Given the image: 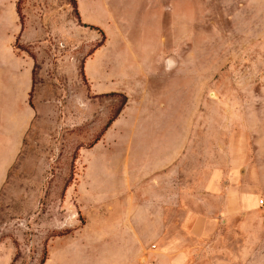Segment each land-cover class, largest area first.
<instances>
[{"label": "rangeland", "instance_id": "1", "mask_svg": "<svg viewBox=\"0 0 264 264\" xmlns=\"http://www.w3.org/2000/svg\"><path fill=\"white\" fill-rule=\"evenodd\" d=\"M84 1L95 20L106 19L104 0ZM105 1L133 46L120 42L121 52L105 56L117 54L131 67L141 59L147 69L141 83L174 108L184 84L189 111L181 104L179 112H168V132L160 126L154 134L161 150L173 141L177 155L143 172L141 149L130 145L145 136L137 128L150 117L134 112L112 122L90 149L123 101L119 94L100 95L83 75L87 63L98 68L89 52L107 37L104 29L83 19L73 0H18L12 25L4 23L8 11L0 5L1 111L11 100L10 59L20 82L34 66L36 112L0 181V264H183L182 250L192 243L200 245L186 264H231V254H237L233 264H264L257 238L246 244L239 235L230 244L227 230L217 245L211 229L197 243L188 231L205 210L219 221L231 176L264 172V0H174L173 17L162 0ZM132 80L120 76L108 84L136 99ZM91 152L107 163L91 166ZM213 180L217 190L210 191ZM239 182L249 190L250 182ZM238 220L264 222V213H240Z\"/></svg>", "mask_w": 264, "mask_h": 264}, {"label": "crops", "instance_id": "2", "mask_svg": "<svg viewBox=\"0 0 264 264\" xmlns=\"http://www.w3.org/2000/svg\"><path fill=\"white\" fill-rule=\"evenodd\" d=\"M6 2L7 0H0L1 7L3 5H6L5 7H7L8 11L7 16H9V19L6 18L4 20V23H11L14 9L16 8L17 13H19L17 9V0L16 4L13 1H11L10 3ZM162 2L165 3L163 8H165L166 11L170 10L171 16L173 17L175 1L162 0ZM177 3H179V1ZM104 6L108 9V16L106 17V19L96 18L95 20L92 16L93 11L90 7V2L84 0H76V7L78 8L81 17L83 19L85 17V19L88 21L100 24L107 34V37L105 39L102 38V42L90 52H93V56H95V59L98 63V68H95L92 63H87L85 77L87 75L91 87L95 91L99 92L100 95H109L108 93L111 91L123 92L125 95L127 94L126 101L120 107L117 115L111 121V123L120 120V118L123 116V113L125 112H134L135 116L140 114L143 118L146 115H148L147 117H150L149 120H146L143 123L141 122L140 126L137 125L139 127L137 128L138 131H140L145 136L138 140H135L130 145L131 147H133L134 145V147H138L141 149V156L143 159V161L141 162V169L143 172L146 171V173L149 174L155 169H159L170 164L175 159L177 152H175L174 150L173 141H171L170 144L165 143L166 146L163 150H161V148L163 147L160 146L161 143L159 144L154 141V134L158 129H161V127L162 129L160 131L168 132V112H179L178 109L181 104L182 112L189 111V96L186 100V103H184L185 89L184 84H181V89L178 91V98L180 99V101L178 100L177 107L174 108V103H170L169 101L165 100V98L156 99L154 96H151L148 92L146 83H141L139 79V76H141L142 73L141 71L145 72V75L147 74V69H144V64L142 63L141 59L137 58V60L140 61L136 62V66L131 67L127 65L126 62L119 61L120 56L117 54L115 55L113 60L109 56H105L106 50H108V52L110 50H113L114 53L116 51L121 52V49L118 48L120 42H122L130 51H133V46L126 31L116 25V23L118 24V21L112 15V5L110 4V2L104 0ZM161 38H164L163 34H161ZM170 44L171 45L169 50L165 52L167 54H163L165 66L164 70H167V66H169V64L171 63L168 54L173 50V34ZM3 46L5 48L6 43H3ZM142 50L144 51L146 49ZM7 60V63L10 65L9 77L11 81V100L9 101L8 108L4 109L3 112L1 111L2 106H0V139L5 141L2 142V146H0V148L3 150V152H1L0 154V181L6 176L7 167L13 162L18 154V151L22 147L27 131L29 130L36 115L35 109L30 103V92L33 87L34 66H27L25 68V80L20 82L17 77V72L15 71L17 68H19L18 64L15 65L10 59ZM127 75L129 76V78L133 79L132 84H134L138 88V98L136 99L133 98L131 92L127 89L125 93V89L121 91L117 87L112 88L108 84L114 77H124ZM168 80L170 81L171 79ZM171 105L172 108H170ZM157 113L159 114L158 119L156 118ZM99 138L91 144L90 149L94 148L97 144L102 143L101 141H99ZM147 149L149 150V152L145 151ZM92 155L93 157L91 158V166H93L94 163L98 162L101 163L103 167L104 163H107L106 156L99 158V156H95L94 153H92ZM214 180L211 185L208 186V190L210 191L213 189L217 190ZM241 180H246L247 182L251 183L249 185V190H252V192H250L249 190L242 191L243 185L239 182ZM229 181L230 182L228 186H226V189H228L229 192V203L223 205L221 207L222 210L219 209V221L210 220V210H205L203 213L197 214L193 218V221L188 228L191 237L197 239V243H199L200 240H206L204 236L210 233L209 230L213 229L214 235H217L213 238V240L217 245H221L222 243H225L226 240V238L221 235L228 230L230 231V244L232 243L233 239H235V237L238 238L240 237L239 235H242V237H245L246 239V244L249 243L247 240H250L253 243L252 240L255 241V238H257V244L263 246L264 222L248 223L249 221L246 220H238V216L240 213L247 212L251 216L264 213V204H259V198L253 193L254 190H257L261 194L262 197L260 198L264 202V172L246 174L242 173L237 176H231V178H229ZM224 216L226 217V219L229 218V221L226 220L228 222H226L225 220V222L222 221V218H224ZM195 245L200 244L192 243L183 248V264H186L190 261L191 251L195 250ZM234 261H237V254H231L230 263L233 264Z\"/></svg>", "mask_w": 264, "mask_h": 264}, {"label": "trees", "instance_id": "3", "mask_svg": "<svg viewBox=\"0 0 264 264\" xmlns=\"http://www.w3.org/2000/svg\"><path fill=\"white\" fill-rule=\"evenodd\" d=\"M73 2H74V6H75V8H76V0H73ZM17 9L19 10V8H18V0H17ZM101 42H102V39H99V40L95 43V45L93 46V48H91L90 52H91V51H92L97 45H99ZM90 52H89V53H90ZM83 75H84V77H85V73H84V71H83ZM108 94H110V95H112V94H113V95H114V94H119V95H121V96L123 97V101H122L121 106H122L123 103L126 101V95H125L123 92L111 91V92H109ZM121 106H120V107H121ZM120 107L115 111V114L112 115V117H108V118L106 119V121H105L104 124L101 126V128L99 129V131L95 134L93 140H92L88 145H91L93 142H95V141H96V140L102 135V133L105 131V129L110 125L111 121H112V120L115 118V116L117 115V113H118Z\"/></svg>", "mask_w": 264, "mask_h": 264}, {"label": "built area", "instance_id": "4", "mask_svg": "<svg viewBox=\"0 0 264 264\" xmlns=\"http://www.w3.org/2000/svg\"><path fill=\"white\" fill-rule=\"evenodd\" d=\"M259 202H262V199H260Z\"/></svg>", "mask_w": 264, "mask_h": 264}]
</instances>
